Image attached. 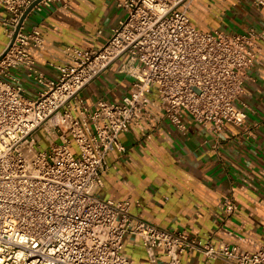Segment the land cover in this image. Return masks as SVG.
Masks as SVG:
<instances>
[{
  "label": "built area",
  "instance_id": "1",
  "mask_svg": "<svg viewBox=\"0 0 264 264\" xmlns=\"http://www.w3.org/2000/svg\"><path fill=\"white\" fill-rule=\"evenodd\" d=\"M194 1L122 0L126 15L106 43L67 46L52 78L33 54L45 39L31 16L59 0H0L10 46L0 59V264H130L123 252L129 233L141 237L153 262L157 251L165 255L163 264H182L185 254L197 251L207 262L264 264V244L242 253L226 242L215 246L209 235L133 223L129 198L98 194L110 169L108 154L126 151L121 133L153 116L154 97L181 130L185 114L214 133L246 124L244 79L264 27L201 31L190 17ZM253 4L260 9L264 0ZM124 56L120 69L133 87L120 101L102 97L88 105L82 89ZM15 70L35 85L34 97ZM235 210L225 204L227 214Z\"/></svg>",
  "mask_w": 264,
  "mask_h": 264
},
{
  "label": "crops",
  "instance_id": "2",
  "mask_svg": "<svg viewBox=\"0 0 264 264\" xmlns=\"http://www.w3.org/2000/svg\"><path fill=\"white\" fill-rule=\"evenodd\" d=\"M122 0H59L52 8L34 13L45 43L33 50L37 64L48 77H56L57 66L65 62L67 46L89 49L103 46L112 28L125 17ZM4 15L0 5V17ZM191 20L201 31L238 33L248 27H264V6L253 0H195ZM8 38L0 22V54ZM253 67L244 79L242 100L247 105L246 124H227L214 133L185 114L184 130L164 116L156 97L153 116L121 133L124 153L108 154L110 169L103 175L99 196L115 201L130 199L133 223L146 220L155 225L192 235L211 236L238 246L240 252H254L264 244V42ZM125 56L116 60L81 95L88 105L98 98L120 101L133 87L134 79L121 72ZM14 73L24 83L26 94L36 87L23 71ZM234 203L232 214L225 204ZM124 254L130 264H163L157 251L149 259L140 236L127 234ZM182 264H234L224 258L207 262L204 254L192 252Z\"/></svg>",
  "mask_w": 264,
  "mask_h": 264
},
{
  "label": "water",
  "instance_id": "3",
  "mask_svg": "<svg viewBox=\"0 0 264 264\" xmlns=\"http://www.w3.org/2000/svg\"><path fill=\"white\" fill-rule=\"evenodd\" d=\"M37 2H35L32 6H30V8H28V10L26 11V13L24 14V16L22 17V20L21 21H23L24 20V18L26 17V15H27V13L32 9V7L36 4ZM19 29V28H18ZM18 29H17V31H18ZM15 39V38H14ZM14 39L12 40V42H11V44L13 43V41H14ZM9 47L10 46H8L6 49H5V51L1 54V56H0V59H1V57L9 50Z\"/></svg>",
  "mask_w": 264,
  "mask_h": 264
}]
</instances>
